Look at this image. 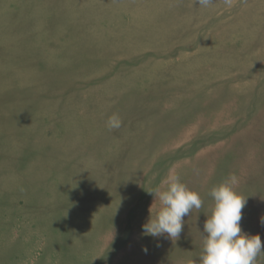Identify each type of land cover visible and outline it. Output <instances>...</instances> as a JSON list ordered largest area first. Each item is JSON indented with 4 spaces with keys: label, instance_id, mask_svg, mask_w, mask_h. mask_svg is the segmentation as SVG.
<instances>
[{
    "label": "rangeland",
    "instance_id": "1",
    "mask_svg": "<svg viewBox=\"0 0 264 264\" xmlns=\"http://www.w3.org/2000/svg\"><path fill=\"white\" fill-rule=\"evenodd\" d=\"M87 1L0 2V264H201V232L214 206L209 193L233 175L235 190L247 198L242 231L259 234L264 244V0H231L230 6L212 0L207 7L197 0ZM113 114L122 115L120 130L107 127ZM171 175L202 197L203 211L193 208L184 217L178 239L143 235L150 207L153 216L160 207L147 191L165 190Z\"/></svg>",
    "mask_w": 264,
    "mask_h": 264
},
{
    "label": "clouds",
    "instance_id": "2",
    "mask_svg": "<svg viewBox=\"0 0 264 264\" xmlns=\"http://www.w3.org/2000/svg\"><path fill=\"white\" fill-rule=\"evenodd\" d=\"M202 7H207L212 0H197ZM230 6L231 0H225ZM122 121L118 114L111 115L107 120L109 129H119ZM236 176H231L225 182L213 187L210 196L214 201L211 215L203 225V250L200 256L201 264H259L258 257H264V244L259 234H248L242 231V209L247 198L235 190ZM167 187L147 191L154 200L160 203L155 216L149 209L150 218L142 225L144 235L154 238L165 236L171 240L178 239L182 232L184 217L192 209L202 208L200 195L190 190L181 182L179 176L171 175L166 181ZM264 225V215L260 217ZM147 251V248L144 249Z\"/></svg>",
    "mask_w": 264,
    "mask_h": 264
},
{
    "label": "bare ground",
    "instance_id": "3",
    "mask_svg": "<svg viewBox=\"0 0 264 264\" xmlns=\"http://www.w3.org/2000/svg\"><path fill=\"white\" fill-rule=\"evenodd\" d=\"M1 1H2V0H0V2H1ZM9 1H10V0H9ZM24 1H25V0H24ZM86 1H87V0H86ZM106 1H107V0H106ZM156 1H157V0H156ZM158 1H159V0H158ZM174 1H175V0H174ZM256 1H257V0H256ZM260 1H261V0H260ZM4 2L6 3V1H4ZM17 2H18V1H17ZM17 2H16V3H17ZM39 2H40V1H39ZM43 2H44V1H43ZM87 2H88V1H87ZM93 2H95V1H93ZM160 2H161V1H160ZM34 3H36V2H34ZM37 3H38V2H37ZM88 3H89V2H88ZM169 3H170V2H169ZM220 3H221V2H220ZM254 3H255V2H254ZM254 3H253V4H254ZM263 3H264V2H263ZM17 4H18V3H17ZM74 4H75V3H74ZM133 4H134V3H133ZM164 4H165V3H164ZM180 4H181V3H180ZM182 4H183V3H182ZM218 4H219V3H218ZM218 4H216V6H217ZM257 4H258V3H257ZM5 5H6V4H5ZM10 5H11V4H10ZM12 5H13V4H12ZM129 5H130V3H129ZM152 5H153V4H152ZM246 5H248V4H246ZM250 5H251V4H249V6H250ZM34 6H35V5H34ZM34 6H33V7H34ZM37 6H38V5H37ZM37 6L35 7V9L37 8ZM42 6H43V5H42ZM85 6H86V5H85ZM132 6H133V5H132ZM160 6L162 7V4H161ZM166 6H167V5H166ZM216 6H215V7H216ZM256 6H257V5H256ZM258 6H259V4H258ZM83 7H84V5H83ZM164 7H165V6H164ZM192 7H193V6H192ZM199 7H200V6H199ZM243 7H244V6H243ZM245 7H246V6H245ZM253 7H254V6H253ZM7 8H8V7H7ZM19 8H20V6H19ZM72 8H73V7H72ZM79 8H80V7H79ZM86 8H87V7H86ZM153 8H154V7H153ZM180 8H181V6H180ZM186 8H187V7H186ZM248 8H249V7H248ZM35 9H34V10H35ZM151 9H152V8H151ZM244 9H245V8H244ZM162 10L164 11V9H162ZM165 10H166V9H165ZM190 10H191V9H190ZM241 10H242V9H241ZM5 11H6V10H5ZM7 11H8V10H7ZM87 11H88V10H87ZM151 11H152V10H151ZM154 11H155V10H154ZM154 11H153V12H154ZM156 11H157V9H156ZM163 11H162V12H163ZM181 11H182V10H181ZM243 11H244V10H243ZM195 12H197V11H195ZM1 13H2V12H1ZM82 13H83V12H82ZM91 13H92V12H91ZM123 13H124V12H123ZM157 13H158V12H157ZM159 13H160V12H159ZM74 14H75V13H74ZM112 14H113V13H112ZM121 14H122V13H121ZM124 14H125V13H124ZM191 14H192V13H191ZM191 14H190V15H191ZM72 15H73V14H72ZM155 15H156V14H155ZM159 15H160V14H159ZM246 15H248V14H246ZM4 16H5V15H4ZM73 16H74V15H73ZM77 16H78V15H77ZM82 16H83V15H82ZM259 16H260V15H259ZM67 17H68V16H67ZM70 17H71V14H70ZM79 17H80V16H79ZM83 17H84V16H83ZM156 17H157V15H156ZM166 17H168V16L166 15ZM171 17H172V15H171ZM189 17H190V16H189ZM197 17H198V16H197ZM71 18H72V17H71ZM73 18H74V17H73ZM73 18H72V19H73ZM77 18H78V17H77ZM85 18H87V17H85ZM85 18H84V20H85ZM123 18H124V17H123ZM8 19H9V18H8ZM20 19H22V18H20ZM20 19H19V20H20ZM80 19H81V18H80ZM103 19H104V17H103ZM191 19H192V18H191ZM10 20H11V19H10ZM10 20H9V21H10ZM12 20H13V19H12ZM12 20H11L10 22H12ZM14 20H15V19H14ZM77 20H78V19H77ZM155 20H156V19H155ZM163 20H164V19H163ZM3 21H4V20H3ZM6 21H7V20H6ZM17 21H18V20H17ZM17 21H16V22H17ZM20 21H21V20H20ZM87 21H88V20H86V22H87ZM160 21H161V19H160ZM188 21H189V20H188ZM18 22H19V21H18ZM92 22H93V19H92ZM96 22H97V21H96ZM99 22H100V21H99ZM157 22H158V21H157ZM176 22H177V21H176ZM189 22H190V21H189ZM19 23H20V22H19ZM39 23H41V22H39ZM39 23H37V25H38ZM72 23H73V22H72ZM75 23H76V22H75ZM78 23H80V22H78ZM139 23H140V22H139ZM169 23H170V22H169ZM198 23H199V22H198ZM2 24H3V23H2ZM4 24H5V23H4ZM8 24H9V23H8ZM175 24H176V23H175ZM181 24H182V23H181ZM241 24H242V23H241ZM12 25L14 26L13 23H12ZM12 25H11V26H12ZM19 25H20V24H19ZM44 25H45V24H44ZM54 25H56V24H54ZM88 25H89V23H88ZM95 25H96V24H95ZM99 25H100V24H99ZM103 25H104V24H103ZM148 25H149V24H148ZM182 25H183V24H182ZM236 25H237V24H236ZM242 25H243V24H242ZM4 26H5V25H4ZM9 26H10V25H9ZM11 26H10V27H11ZM38 26H39V25H38ZM38 26H37V27H38ZM42 26H43V24H42ZM50 26H51V25H50ZM52 26H53V25H52ZM83 26H84V24H83ZM109 26H110V25H109ZM180 26H181V25H179V27H180ZM15 27H17V26H15ZM23 27H24V26H23ZM39 27H41V26H39ZM91 27H92V25H91ZM93 27H94V26H93ZM95 27H96V26H95ZM110 27H111V26H110ZM128 27H130V26H128ZM234 27H235V26H234ZM253 27H254V26H253ZM261 27H262V26H261ZM8 28H9V27H7V29H8ZM12 28H14V27H12ZM12 28H11V29H12ZM50 28H51V27H50ZM71 28H72V26H71ZM76 28H78V26H76ZM48 29H49V28L47 27L46 30H48ZM86 29H87V28H86ZM104 29H106V28H104ZM145 29H146V28H145ZM175 29H176V28H175ZM37 30H38V28H37ZM50 30H51V29H50ZM54 30H55V29H54ZM73 30H74V28H72V31H73ZM246 30H247V29H246ZM6 31H7V30H6ZM8 31H9V30H8ZM10 31H11V30H10ZM41 31H42V30H40V32H41ZM56 31H57V30H56ZM88 31H89V30H88ZM88 31H87V32H88ZM96 31H97V30H96ZM133 31H134V30H133ZM237 31H238V30H237ZM42 32H44V31H42ZM50 32H52V31H50ZM57 32H58V31H57ZM68 32H69V30H68ZM73 32H74V31H73ZM87 32H86V33H87ZM99 32H100V31H99ZM173 32H174V30H173ZM17 33H18V32H17ZM53 33H56V32H53ZM63 33H64V32H63ZM63 33H61V34H63ZM111 33H112V32H111ZM11 34H13V33H11ZM23 34H24V33H23ZM23 34H22V35H23ZM50 34H51V33H50ZM50 34H49V36H50ZM134 34H135V33H134ZM194 34H195V33H194ZM2 35H3V34H2ZM2 35H1V36H2ZM40 35H41V34H40ZM40 35H39V37H40ZM55 35H56V34H55ZM74 35H75V33H74ZM87 35H88V33H87ZM174 35H175V34H174ZM4 36H5V35H4ZM6 36H7V35H6ZM41 36H43V35H41ZM56 36H57V35H56ZM68 36H69V35H68ZM134 36H135V35H134ZM165 36H166V34H165ZM175 36H176V35H175ZM26 37H27V36H26ZM50 37H51V36H50ZM50 37H49V38H50ZM57 37H58V36H57ZM69 37H70V36H69ZM75 37H76V36H75ZM89 37H90V36H89ZM89 37H88V38H89ZM109 37H111V36H109ZM118 37H119V36H118ZM0 38H1V37H0ZM10 38H11V37H10ZM10 38H9V40H10ZM27 38H28V37H27ZM72 38H73V37H72ZM84 38H86L85 35H84ZM91 38H92V37H91ZM93 38H94V37H93ZM96 38H97V37H96ZM102 38H103V37H102ZM106 38H107V37H106ZM122 38H123V37H122ZM130 38H131V37H130ZM132 38H133V37H132ZM140 38H141V37H140ZM167 38H168V37H167ZM36 39H37V38H36ZM41 39H42V38H41ZM47 39H48V38H47ZM54 39H55V38H54ZM82 39H83V38H81V40H82ZM94 39H95V38H94ZM138 39H139V38H138ZM2 40H3V39H2ZM22 40H23V39H22ZM48 40H51V39H48ZM79 40H80V39H79ZM87 40H88V39H87ZM112 40H114V39H112ZM20 41H21V40H20ZM62 41H66V40L64 39V40H62ZM69 41H70V40H69ZM73 41H74V40H73ZM4 42L7 43V42H9V41H4ZM12 42H13V41H12ZM50 42H51V41H50ZM50 42H49V43H50ZM70 42H71V41H70ZM76 42H77V41H76ZM81 42H82V41H81ZM85 42H86V41H85ZM116 42H117V41H116ZM118 42H119V41H118ZM22 43H23V42H22ZM28 43H29V42H28ZM35 43H36V42H35ZM63 43H64V42H63ZM72 43L74 44V42H72ZM92 43H93V42H92ZM96 43H97V42H96ZM160 43H162V42H160ZM7 44H8V43H7ZM15 44H16V43H15ZM15 44H10V45H15ZM30 44H34V43H30ZM64 44H65V43H64ZM76 44H77V43H76ZM76 44H75V45H76ZM78 44H79V43H78ZM85 44H86V43H85ZM110 44H111V42H110ZM112 44H113V43H112ZM165 44H166V42H165ZM105 45H106V44H105ZM108 45H109V44H108ZM132 45H133V44H132ZM3 46H5V45H3ZM16 46H17V45H16ZM20 46H21V45H20ZM47 46H48V44H47ZM70 46H72V44H71ZM85 46H86V45H85ZM96 46H97V45H96ZM96 46H95V48H96ZM113 46H114V45H113ZM10 47H11V46H10ZM14 47H15V46H14ZM17 47H18V46H17ZM52 47H53V46H52ZM52 47H51V48H52ZM65 47H67V46H65ZM76 47H77V46H76ZM106 47H107V46H106ZM122 47H124V45H123ZM131 47H133V46H131ZM152 47H153V46H152ZM7 48H8V47H7ZM26 48H27V47H26ZM37 48H38V47H37ZM72 48H73V47H72ZM72 48H71V50H72ZM97 48H98V47H97ZM102 48H103V47H102ZM124 48H125V47H124ZM165 48H166V47H165ZM172 48H173V47H172ZM11 49H12V47H11ZM15 49H17V48H15ZM15 49H13V50H15ZM18 49H19V48H18ZM52 49H53V48H52ZM62 49H63V45H62ZM107 49L109 50V48H107ZM60 50H61V49H60ZM71 50H70V51H71ZM76 50H78V49H76ZM94 50H95V49H94ZM99 50H100V49H99ZM115 50H116V48H115ZM122 50H123V49H122ZM153 50H154V48H153ZM155 50H157V49H155ZM163 50H164V49H163ZM35 51H36V50H35ZM35 51H34V52H35ZM73 51H74V49H73ZM151 51H152V50H151ZM166 51H167V50H165V52H166ZM5 52H6V51H5ZM109 52H111V51H109ZM168 52H169V51H168ZM168 52H167V53H168ZM16 53H17V52H16ZM16 53H15V54H16ZM28 53H32V50H31V52H28ZM46 53H47V52H46ZM60 53H61V52H60ZM68 53H69V52H68ZM94 53H95V52H94ZM104 53H105V52H104ZM112 53H113V52H112ZM118 53H119V52H118ZM134 53L137 54V52H134ZM134 53H133L132 55H134ZM162 53H163V52H162ZM167 53H166V54H167ZM171 53H172V52H171ZM12 54H13V53H12ZM26 54H27V53H26ZM62 54H63V52H62ZM62 54H61V55H62ZM65 54H66V53H65ZM155 54H158V53H155ZM160 54H161V53H160ZM28 55H29V54H28ZM39 55H40V54H39ZM41 55H42V54H41ZM56 55H57V54H56ZM68 55H69V54H68ZM73 55H74V54H73ZM84 55H85V54H84ZM93 55H94V54H93ZM93 55H92V56H93ZM111 55H112V54H111ZM129 55H130V54H129ZM22 56H23V55H22ZM33 56H35V55H33ZM42 56H43V55H42ZM42 56H41V57H42ZM86 56H87V55H86ZM102 56H103V54H102ZM106 56H107V55H106ZM115 56H116V55H115ZM117 56H120V55L118 54ZM117 56H116V57H117ZM30 57H32V55H31ZM44 57H45V55H44ZM74 57H76V56H74ZM90 57H91V56H90ZM98 57H99V56H98ZM107 57H108V56H107ZM111 57H112V56H111ZM167 57H168V55H167ZM3 58H4V57H3ZM5 58H6V57H5ZM51 58H52V57H51ZM64 58H65V57H64ZM70 58H72V57H70ZM105 58H106V57H105ZM108 58H109V57H108ZM112 58H113V57H112ZM118 58H119V57H118ZM170 58H171V57H170ZM6 59H7V58H6ZM17 59H18V58H17ZM31 59H32V58H31ZM37 59H38V58H37ZM59 59H60V58H59ZM114 59H115V58H114ZM147 59H148V58H147ZM150 59H151V58H150ZM12 60H13V59H12ZM15 60H16V59H15ZM61 60H62V58H61ZM117 60H118V59H117ZM148 60H149V59H148ZM161 60H162V59H161ZM163 60H164V59H163ZM165 60H166V59H165ZM17 61H18V60H17ZM31 61H32V60H31ZM31 61H30V63H31ZM44 61H45V60H44ZM47 61H48V60H47ZM63 61H64V60H63ZM71 61H72V60H71ZM146 61H147V60H146ZM25 62H27V61H25ZM33 62H34V61H33ZM107 62H110V61L107 60ZM147 62H148V61H147ZM155 62H158V61H154V62H152V63H155ZM160 62H162V61H160ZM55 63H56V62H55ZM114 63H115V62H114ZM165 63H166V62H165ZM170 63H171V62H170ZM177 63H178V62H177ZM226 63H227V62H226ZM8 64H9V63H8ZM8 64H7V66H8ZM18 64H19V63H18ZM21 64H22V63H21ZM23 64H24V63H23ZM25 64H26V63H25ZM45 64H46V61H45ZM53 64H54V62L51 63V65H53ZM108 64H109V63H108ZM141 64H142V63H141ZM143 64H145V63H143ZM143 64H142V65H143ZM182 64H183V63H182ZM195 64H196V63H195ZM48 65H49V63H48ZM56 65H58V64H56ZM157 65H158V64H157ZM166 65H167V64H166ZM166 65H165V66H166ZM177 65H178V64H177ZM15 66H16V65H15ZM21 66H22V65H21ZM66 66H67V65H66ZM123 66H124V65H123ZM170 66H171V65H170ZM175 66H176V65H175ZM9 67H11V66L9 65ZM19 67H20V66H19ZM24 67H26V66H24ZM31 67H32V66H31ZM60 67H62V66H60ZM99 67H100V66H99ZM99 67H98V68H99ZM105 67H107V66H105ZM105 67H104V68H105ZM157 67H158V66H157ZM185 67H186V66H185ZM0 68H1V67H0ZM16 68H18V67H16ZM58 68H59V67H58ZM119 68H120V67H119ZM133 68H134V67H133ZM133 68H132V69H133ZM158 68H159V67H158ZM166 68H167V67H166ZM7 69H8V68H7ZM9 69H10V68H9ZM20 69H21V68H20ZM25 69H26V68H24V70H25ZM28 69H29V68H28ZM99 69H100V68H99ZM164 69H165V68H164ZM172 69H173V68H172ZM184 69H185V68H184ZM0 70H2V69H0ZM4 70H5V68H4ZM32 70H33V67H32ZM81 70H82V69H81ZM100 70H101V69H100ZM107 70H108V69H107ZM138 70H139V69H138ZM174 70H175V69H174ZM177 70H178V69H177ZM7 71H8V70H7ZM22 71H23V69H22ZM26 71H27V70H26ZM26 71H25V72H26ZM28 71H29V70H28ZM28 71H27V72H28ZM97 71H98V70H97ZM178 71H179V70H178ZM184 71H185V70H184ZM219 71H221V69H220ZM223 71H224V70H223ZM25 72H24V73H25ZM29 72H32V71H31V68H30V71H29ZM80 72H81V71H80ZM98 72H99V71H98ZM98 72H97V73H98ZM104 72H105V71H104ZM125 72H126V71H125ZM225 72H227V71H225ZM225 72H224V73H225ZM48 73H49V72H48ZM48 73H47V75H49ZM129 73H130V72H129ZM146 73H148V72H146ZM160 73H161V72H160ZM164 73H165V72H164ZM176 73H177V71H176ZM180 73H181V72H180ZM0 74H1V72H0ZM13 74H14V73H13ZM28 74H29V73H28ZM33 74H34V73H33ZM33 74H31V75H32V78H33ZM45 74H46V73H45ZM77 74H78V73H77ZM89 74H90V73H89ZM89 74H88V75H89ZM92 74H93V73H92ZM130 74H131V73H130ZM132 74H133V73H132ZM134 74H135V73H134ZM148 74H149V73H148ZM151 74H152V73H151ZM188 74H189V73H188ZM31 75H29V76H31ZM81 75H82V74H81ZM81 75H80V76H81ZM99 75H100V74H99ZM115 75H116V74H115ZM127 75H128V74H127ZM168 75H169V73H168ZM176 75H177V74H176ZM191 75H192V74H191ZM201 75H202V74H201ZM6 76H7V75H6ZM12 76H14V75H12ZM72 76H73V75H72ZM90 76H91V75H90ZM129 76H130V75H129ZM192 76H194V75H192ZM195 76H196V75H195ZM15 77H16V76H15ZM20 77H21V76H20ZM83 77H84V76H83ZM86 77H87V76H86ZM86 77H85V78H86ZM96 77H97V76H96ZM112 77H114V75H112ZM115 77L118 78L117 75H116ZM115 77H114V78H115ZM153 77H154V76H153ZM156 77H157V76H156ZM163 77H164V75H163ZM7 78H8V77H7ZM21 78H22V77H21ZM21 78H20V79H21ZM23 78H24V77H23ZM90 78H92V77H89L88 79H90ZM145 78H146V76H145ZM154 78H155V77H154ZM157 78H158V77H157ZM27 79H28V77H27ZM86 79H87V78H86ZM109 79H110V78H109ZM150 79H153V78H150ZM180 79H181V77H180ZM4 80H6V79H4ZM7 80H8V79H7ZM23 80H24V79H23ZM32 80H33V79H32ZM75 80H77V79H75ZM80 80H82V78H81ZM84 80H85V79H84ZM112 80H113V78H112ZM112 80H110V81H112ZM127 80H128V79H127ZM146 80H147V78H146ZM160 80H161V79H160ZM174 80H175V79H174ZM24 81H25V80H24ZM28 81H30V79H29ZM28 81H27V82H28ZM35 81H36V80H35ZM166 81H167V80H166ZM179 81H180V80H179ZM210 81H211V80H210ZM8 82H9V81H8ZM21 82H22V81H21ZM38 82H39V80H38ZM144 82H145V81H144ZM148 82H150L149 79H148ZM221 82H222V81H221ZM2 83H3L2 85H4V82H3V81H2ZM6 83H7V81H6ZM6 83H5V84H6ZM9 83H10V82H9ZM9 83H7V84H9ZM31 83H32V81H31ZM35 83H37V81H36ZM35 83H34V84H35ZM41 83H42V82H41ZM71 83H72V82H71ZM140 83H141V81H140ZM167 83H168V81H167ZM173 83H174V82H173ZM177 83H178V82H177ZM222 83H223V82H222ZM25 84H26V83H25ZM141 84H142V83H141ZM155 84H156V83H155ZM165 84H166V83H165ZM165 84H164V85H165ZM168 84H169V83H168ZM206 84H207V82H206ZM219 84H220V83H219ZM18 85H19V84H18ZM26 85H27V84H26ZM28 85H29V84H28ZM227 85H228V84H227ZM0 86H1V85H0ZM20 86H21V84H20ZM74 86H75V85H74ZM83 86H84V85H83ZM98 86H99V85H98ZM139 86H140V85H139ZM161 86H162V85H161ZM172 86H173V85H172ZM189 86H191V85H189ZM228 86H229V85H228ZM228 86H227V87H228ZM21 87H22V86H21ZM76 87H77V86H76ZM81 87H82V86H81ZM91 87H92V86H91ZM143 87H144V86H143ZM146 87H147V86H146ZM146 87H145V88H146ZM192 87H193V86H192ZM232 87H233V86H232ZM93 88H94V87H92V89H93ZM95 88H96V87H95ZM97 88H98V87H97ZM101 88H102V87H101ZM103 88H104V87H103ZM103 88H102V89H103ZM107 88H108V87H107ZM111 88H112V87H111ZM159 88H161V87H159ZM202 88H203V87H202ZM230 88H231V87H230ZM234 88H235V87H234ZM122 89H123V88H122ZM146 89H147V88H146ZM185 89H186V88H185ZM196 89H197V88H196ZM198 89H199V88H198ZM232 89H233V88H232ZM58 90H59V89H58ZM60 90H61V89H60ZM60 90H59V91H60ZM116 90H117V89H116ZM120 90H121V89H120ZM120 90H119V91H120ZM167 90H168V89H167ZM93 91H94V89H93ZM107 91H108V90H107ZM113 91H114V90H113ZM156 91H158V90H156ZM176 91H177V90H176ZM85 92H86V91H85ZM102 92H104V91H102ZM108 92H109V91H108ZM115 92H116V91H115ZM115 92H114V93H115ZM179 92H180V91H179ZM59 93H60V92H59ZM72 93H73V92H72ZM95 93H97V91H96ZM95 93H94V95H95ZM89 94L91 95V93H89ZM107 94H108V93H107ZM111 94H112V93H111ZM117 94H118V93H117ZM128 94H129V93H128ZM68 95H70V94H68ZM90 95H89V97H90ZM133 95H134V94H133ZM136 95H137V94H136ZM150 95H151V94H150ZM152 95H153V94H152ZM108 96H109V95H108ZM137 97H138V96H137ZM142 97H143V96H142ZM84 98H85V97H84ZM95 98H96V97H95ZM116 98H117V97H116ZM125 98H126V97H125ZM130 98H131V97H130ZM147 98H148V97H147ZM170 98H171V97H170ZM172 98H173V97H172ZM90 99H91V98H90ZM103 99H104V98H103ZM112 99H113V98H112ZM176 99H177V98H176ZM51 100H52V99H51ZM65 100H66V99H65ZM67 100H69V99H67ZM113 100H114V99H113ZM113 100H111V101H113ZM116 100H117V99H116ZM178 100H179V99H178ZM178 100H177V101H178ZM192 100H193V99H192ZM57 101H58V100H57ZM92 101H94V100H92ZM111 101H110V102H111ZM174 101H175V100H174ZM179 101H180V100H179ZM69 102H70V101H69ZM75 102H76V101H75ZM88 102H89V101H88ZM48 103H49V102H48ZM95 103H96V102H95ZM156 103H157V102H156ZM226 103H227V102H226ZM51 104H52V103H51ZM75 104H76V103H75ZM80 104H81V103H80ZM111 104H112V103H111ZM218 104H219V103H218ZM8 105H9V104H8ZM156 105H158V104H156ZM0 106H1V105H0ZM50 106H52V105H50ZM71 106H72V105H71ZM82 106H83V105H82ZM172 106H173V105H172ZM47 107H48V106H47ZM54 107H55V104H54ZM105 107H106V106H105ZM120 107H121V105H120ZM177 107H178V106H177ZM50 108H52V107H50ZM91 108H92V107H91ZM172 108H174V107H172ZM48 109H49V108H48ZM79 109H80V108H79ZM102 109H103V108H102ZM105 109H106V108H105ZM159 110H160V109H159ZM2 111H3V110H2ZM43 111H45V110H43ZM77 111H78V110H77ZM161 111H162V110H161ZM192 111H193V110H192ZM104 112H105V111H104ZM64 113H66V112H64ZM95 113H96V112H95ZM159 113H160V112H159ZM5 114H6V113H5ZM39 114H40V113H39ZM102 114H103V113H102ZM127 114H128V113H127ZM130 114H131V113H130ZM74 115H75V114H74ZM100 115H101V114H100ZM134 115H135V114H134ZM41 116H42V115H41ZM121 116H122V115H121ZM121 116H120V119L122 118ZM98 118H99V117H98ZM123 119H124V118H123ZM132 119H133V118H132ZM132 119H130V120H132ZM61 120H62V122H63V119L60 118V121H61ZM64 120H65V119H64ZM77 120H78V119H77ZM128 120H129V119H128ZM78 121H79V120H78ZM91 121H93V120H91ZM95 121H96V120H95ZM160 121H161V120H160ZM87 122H88V121H87ZM131 122H132V121H131ZM155 122H156V121H155ZM170 122H172V121H170ZM170 122H169V124H171ZM173 122H174V121H173ZM245 122H246V121H245ZM63 123H64V122H63ZM100 123H101V122H100ZM70 124H71V122H70ZM86 124H87V123H86ZM86 124H84V125H86ZM104 124H105V123H104ZM104 124H103V125H104ZM126 124H127V123H126ZM44 125H45V124H44ZM61 125H62V124H61ZM74 125H75V124H74ZM87 125H88V124H87ZM163 125H164V124H163ZM167 125H168V124H167ZM167 125H166V127H167ZM173 125H174V124H173ZM241 125H242V124H241ZM48 126H49V125H48ZM70 126H71V125H70ZM77 126H78V125H77ZM122 126H123V125H122ZM124 126H125V125H124ZM131 126H132V125H131ZM147 126H148V125H147ZM156 126H157V125H156ZM235 126H237V125H235ZM51 127H52V126H51ZM63 127H64V126H63ZM71 127H72V126H71ZM74 127H75V126H74ZM94 127H95V126H94ZM162 127L164 128L165 126H162ZM260 127H261V126H260ZM64 128H65V127H64ZM66 128H67V126H66ZM102 128H103V127H102ZM153 128H154V127H153ZM169 128H170V127H169ZM230 128H231V127H230ZM230 128H229V129H230ZM41 129H42V128H41ZM74 129H75V128H74ZM77 129H78V128H77ZM79 129H80V128H79ZM79 129H78V130H79ZM86 129H87V128H86ZM90 129H92V128H90ZM107 129H108V128H107ZM145 129H146V127H145ZM145 129H144V130H145ZM186 129H187V128H186ZM194 129H195V128H194ZM259 129H260V128H258V130H259ZM54 130H55V129H54ZM82 130H83V128H82ZM88 130H89V129H88ZM100 130H101V129H100ZM103 130H105V129H103ZM111 130H112V129H111ZM118 130H120V128H119ZM164 130H166V129H164ZM164 130H163V131H164ZM7 131H9V130H7ZM58 131H59V130H58ZM74 131H75V130H74ZM80 131H81V129H80ZM179 131H180V130H179ZM226 131H227V130H226ZM261 131H262V130H261ZM4 132H5V131H4ZM12 132H13V131H12ZM38 132H39V131H38ZM103 132H104V131H103ZM75 133H76V132H75ZM80 133H81V132H80ZM139 133H140V132H139ZM176 133H178V132H176ZM51 134H52V133H51ZM55 134H56V133H55ZM57 134H58V133H57ZM63 134H64V133H63ZM87 134H89V133H87ZM101 134H102V133H101ZM130 134H132V133H130ZM135 134H137V132H136ZM82 135H83V134H82ZM90 135H91V134H90ZM95 135H96V134H95ZM128 135H129V133H128ZM173 135H174V134H173ZM173 135H172V136H173ZM188 135H189V134H188ZM221 135H222V134H221ZM221 135H218V136H221ZM260 135H261V134H260ZM12 136H13V135H12ZM12 136H10V137H12ZM35 136H36V135H35ZM61 136H62V135H61ZM67 136H68V135H67ZM73 136H74V135H73ZM101 136H102V135H101ZM112 136H113V135H112ZM134 136H135V135H134ZM134 136H133V137H134ZM174 136H175V135H174ZM78 137H81V136L79 135ZM130 137H131V136H130ZM135 137H137V136H135ZM186 137H187V136H186ZM15 138H16V137H15ZM70 138H71V137H70ZM91 138H92V137H91ZM101 138H102V137H101ZM121 138H122V136H121ZM169 138H170V137H169ZM169 138H168V139H169ZM172 138H174V137H172ZM56 139H57V138H56ZM115 139H116V138H115ZM115 139H114V140H115ZM122 139H123V138H122ZM124 139H125V137H124ZM168 139H166V140L168 141ZM15 140H16V139H15ZM92 140H94V139H92ZM116 140H117V139H116ZM119 140H120V139H119ZM119 140H118V141H119ZM127 140H128V138H127ZM127 140L125 139V141H127ZM157 140H158V139H157ZM157 140H156V141H157ZM31 141H32V140H31ZM71 141H72V140H71ZM121 141H122V140H121ZM125 141H124V142H125ZM148 141H149V140H148ZM156 141H155V142H156ZM162 141H163V140H162ZM56 142H57V140H56ZM122 142H123V141H122ZM124 142L122 143L123 145H124ZM152 142H154V141H152ZM50 143H51V142H50ZM72 143H73V142H72ZM111 143H112V142H111ZM119 143H120V142H119ZM119 143H118V144H119ZM212 143H213V142H212ZM10 144H11V143H10ZM53 144H54V143H53ZM73 144H74V143H73ZM77 144H78V143H77ZM80 144H81V143H80ZM80 144H78V145H80ZM96 144H97V143H96ZM118 144H117V145H118ZM56 145H57V144H56ZM64 145H65V144H64ZM93 145H94V144H93ZM97 145H98V144H97ZM113 145H114V144H113ZM150 145H151V144H150ZM150 145H148V147H149ZM153 145H155V144H153ZM153 145H152V146H153ZM76 146H77V145H76ZM82 146H83V145H82ZM90 146H91V145H90ZM114 146H115V145H114ZM120 146H122V145H120ZM49 147H50V146H49ZM52 147H53V146H52ZM96 147H97V146H96ZM107 147H108V146H107ZM123 147H124V146H123ZM138 147H140V146H138ZM138 147H137V148H138ZM150 147H151V146H150ZM150 147H149V148H150ZM158 147H159V146H158ZM260 147H261V146H260ZM77 148H78V147H77ZM111 148H112V147H111ZM118 148H119V147H118ZM120 148H122V147H120ZM130 148H131V147H130ZM60 149H61V148H60ZM62 149H63V148H62ZM95 149H96V148H95ZM124 149H125V148H124ZM107 150H108V149H107ZM118 150H119V149H118ZM127 150H129V149L127 148ZM144 150H145V149H144ZM58 151H59V150H58ZM62 151H64V150H62ZM68 151H69V150H68ZM68 151H67V153H68ZM88 151H89V150H88ZM92 151H93V150H92ZM112 151H113V150H112ZM115 151H117V150H115ZM65 152H66V151H65ZM65 152H64L63 154H65ZM73 152H74V151H73ZM75 152H77V151H75ZM75 152H74V153H75ZM108 152H109V151H108ZM117 152H118V151H117ZM123 152H124V151H123ZM126 152H127V151H125V153H126ZM131 152H134V151H131ZM143 152L145 153V151H143ZM147 152H148V151H147ZM60 153H62L61 150H60ZM60 153H59V154H60ZM69 153H70V152H69ZM69 153H68V154H69ZM71 153H72V152H71ZM74 153H73V154H74ZM140 153H141V152H140ZM151 153H152V152H151ZM256 153H257V152H256ZM113 154H114V153H113ZM130 154H131V153H130ZM96 155H97V154H96ZM108 155L111 156L112 154H108V153H107V156H108ZM115 155H116V154H115ZM115 155H114V156H115ZM121 155H122V153H121ZM124 155H125V154H124ZM141 155H143V154H140V156H141ZM151 155H152V154H151ZM160 155H161V154H160ZM170 155H171V154H170ZM170 155H169V156H170ZM258 155H260V153H259ZM3 156H4V155H3ZM7 156H9V155H7ZM49 156H50V155H49ZM62 156H63V155H62ZM72 156H73V155H72ZM90 156H91V155H90ZM128 156H129V155H128ZM149 156H150V155H149ZM12 157H13V156H12ZM85 157H86V156H85ZM129 157H130V156H129ZM131 157H132V159H133V156H132V155H131ZM131 157H130V158H131ZM134 157H135V155H134ZM136 157H138V156H136ZM136 157H135V159H136ZM166 157H167V156H166ZM166 157H165V158H166ZM13 158H14V157H13ZM102 158H103V157H102ZM102 158H101V159H102ZM114 158H115V157H114ZM124 158H125V157H124ZM126 158H127V156H126ZM145 158H146V157H145ZM145 158H144V159H145ZM150 158H151V157H150ZM160 158H161V156H160ZM225 158H228V157L226 156ZM42 159H43V157H42ZM48 159H49V158H48ZM52 159H53V158H51V160H52ZM62 159H63V158H62ZM64 159L66 160V158H64ZM82 159H83V158H82ZM93 159H94V158H93ZM96 159H97V158H96ZM96 159H95V160H96ZM101 159H100V160H101ZM144 159H143V160H144ZM163 159H164V158H163ZM189 159H190V158H189ZM252 159H254V158H252ZM262 159H263V158H262ZM49 160H50V159H49ZM57 160H58V159H57ZM95 160H94L93 162H95ZM100 160H99V161H100ZM105 160H106V159H105ZM109 160H110V159H109ZM136 160H137V159H136ZM136 160H135V162H136ZM141 160H142V159H141ZM143 160H142V161H143ZM149 160H150V159H149ZM154 160H155V159H154ZM34 161H37V160H34ZM38 161H40V160L38 159ZM41 161H42V160H41ZM44 161H45V160H44ZM47 161H48V160H47ZM61 161H62V160H61ZM81 161H82V160H81ZM89 161H90V160H89ZM112 161H113V160H112ZM125 161H127V159H125ZM129 161H130V160H129ZM177 161H179V160H177ZM220 161H221V160H220ZM220 161H219V163H220ZM78 162H79V160H78ZM93 162H91V163H93ZM110 162H111V160H110ZM113 162H114V161H113ZM115 162H116V161H115ZM117 162H118V161H117ZM117 162H116V164H117ZM145 162H146V161H145ZM167 162H168V161H167ZM1 163H2V162H1ZM45 163H46V162H45ZM53 163H54V161H53ZM55 163H56V162H55ZM76 163H77V162H76ZM76 163H75V164H76ZM91 163L89 162L90 165H91ZM95 163H96V162H95ZM100 163H101V162H100ZM119 163H120V162H119ZM122 163H124V162H122ZM137 163H139V161H138ZM172 163H173V162H172ZM221 163H222V162H221ZM226 163H227V162H226ZM78 164H79V163H78ZM78 164H77V165H78ZM108 164H109V163H108ZM116 164H114V165H116ZM125 164H126V163H125ZM125 164H124V165H125ZM165 164H166V163H165ZM222 164H223V163H222ZM29 165H30V164H29ZM45 165H46V164H45ZM79 165H80V164H79ZM82 165H83V164H82ZM85 165H86V167H88L87 164H85ZM104 165H105V162H104ZM106 165H107V164H106ZM109 165H110V164H109ZM127 165H128V164H127ZM136 165H137V164H136ZM170 165H171V164H170ZM33 166H34V165H33ZM33 166H32V167H33ZM80 166H81V165H80ZM121 166H122V165H121ZM131 166H132V165H131ZM133 166H134V165H133ZM137 166H138V165H137ZM150 166H151V165H150ZM219 166H220V165L216 166V169H218ZM223 166H224V165H223ZM223 166H222V167H223ZM51 167H52V166H51ZM103 167H105V166H103ZM106 167H107V166H106ZM123 167H124V166H123ZM123 167H120V168H123ZM125 167H126V166H125ZM138 167H140V166H138ZM138 167H137V170H139ZM217 167H218V168H217ZM3 168H4V167H3ZM52 168H53V167H52ZM78 168H79V167H78ZM80 168H81V167H80ZM133 168H134V167H133ZM133 168H131V169H133ZM224 168H225V167H224ZM224 168H222V171H223ZM31 169H32V168H31ZM31 169H30V170H31ZM41 169H42V167H41ZM41 169H40V170H41ZM102 169H103V168H102ZM104 169H105V168H104ZM114 169H115V168H114ZM125 169H126V168H125ZM128 169H129V168H128V166H127V170H128ZM165 169H166V168H165ZM30 170H29V171H30ZM49 170H51V169H49ZM49 170H48V172H50ZM78 170H79V169H78ZM105 170H106V169H105ZM105 170H104V171H105ZM129 170H130V169H129ZM129 170H128V171H129ZM135 170H136V169H134V172H136ZM219 170H220V169H219ZM34 171H35V170H34ZM46 171H47V169H46ZM89 171H90V170H89ZM95 171H96V170H95ZM119 171H120V170H119ZM121 171H122V170H121ZM121 171H120V172H121ZM125 171H126V170H125ZM125 171H124V173H125ZM213 171H214V170H213ZM234 171H235V169H234ZM58 172H59V170H58ZM85 172H86V171H85ZM99 172H101V171H99ZM112 172H113V171H112ZM162 172H163V171H162ZM164 172H165V171H164ZM185 172H186V171H185ZM31 173H32V171H31ZM33 173H34V172H33ZM38 173H39V170H38ZM40 173H41V171H40ZM52 173H53V172H52ZM82 173H83V172H82ZM82 173H81V175H82ZM108 173H109V171H108ZM187 173H189V172H187ZM223 173H224V172H223ZM41 174H42V173H41ZM49 174H50V173H49ZM60 174H61V173H60ZM92 174H93V173H92ZM97 174H98V173H97ZM97 174H95V175H97ZM131 174H132V173H131ZM185 174H186V173H185ZM213 174H215V173H213ZM10 175H12V173H11ZM13 175H14V174H13ZM35 175H36V174H35ZM39 175H40V174H39ZM44 175H45V172H44ZM46 175H47V174H46ZM77 175H78V174H77ZM87 175H88V174H87ZM87 175H86V176H87ZM100 175H101V174H100ZM148 175H149V174H148ZM221 175H223V174L221 173ZM66 176H67V175H66ZM86 176H85V177H86ZM90 176H91V173H90ZM98 176H99V175H98ZM132 176H133V175H132ZM142 176H143V175H142ZM154 176H155V175H154ZM166 176H167V175H166ZM188 176H189V174H188ZM213 176H214V175H213ZM217 176H218V175H217ZM6 177H7V176H6ZM10 177H11V176H10ZM34 177H36V180H37V177H38V176H34ZM45 177H46V176H45ZM78 177H79V176H78ZM80 177L83 178L84 176H83V177L80 176ZM94 177H95V176H94ZM105 177H106V176H105ZM127 177H128V176H127ZM43 178H44V177H43ZM87 178H88V177H87ZM99 178H100V177H99ZM117 178H118V177H117ZM184 178H185V177H184ZM209 178H210V176H209ZM212 178H213V177H212ZM2 179H5V178L3 177ZM10 179H11V178H10ZM72 179H73V178H72ZM88 179H89V178H88ZM95 179H97V178H95ZM107 179H108V178H107ZM129 179H130V178H129ZM0 180H1V179H0ZM38 180H39V179H38ZM84 180H85V178H84ZM110 180H111V179H110ZM127 180H128V179H127ZM131 180H132V179H130V181H131ZM222 180H224V178H223ZM1 181H2V180H1ZM8 181H11V180H8ZM78 181H79V180H78ZM99 181H100V180H99ZM132 181H134V180H132ZM140 181H141V180H140ZM209 181H210V180H209ZM212 181H213V180H212ZM96 182H97V181H96ZM144 182H145V181H144ZM210 182H211V181H210ZM210 182H209V183H210ZM35 183H36V182H35ZM78 183H79V182H78ZM82 183H83V182H82ZM82 183H81V184H82ZM100 183H101V181H100ZM122 183H123V182H122ZM122 183H120V184H122ZM124 183H125V182H124ZM131 183H132V182H131ZM191 183H192V182H191ZM3 184H4V183H3ZM36 184L38 185V182H37ZM94 184H95V183H94ZM126 184H127V183H126ZM126 184L123 185V187L126 186ZM140 184H141V183H140ZM218 184H219V183H218ZM0 185H1V184H0ZM4 185H5V184H4ZM6 185H7V184H6ZM87 185H88V184H87ZM87 185H86V187H87ZM90 185H91V184H90ZM102 185H103V184H102ZM107 185H108V184H107ZM143 185H144V184H143ZM157 185H158V184H157ZM46 186H47V185H46ZM72 186H73V185H72ZM120 186H121V185H120ZM215 186H216V185H215ZM0 187H1V186H0ZM4 187H5V186H4ZM53 187H54V186H53ZM94 187H95V186H94ZM105 187H106V186H105ZM123 187H122V188H123ZM126 187H127V186H126ZM138 187H139V186H138ZM143 187H144V186H143ZM148 187H149V186H148ZM206 187H207V186H206ZM1 188H3V187H1ZM55 188H56V187H55ZM61 188H62V187H61ZM95 188H96V187H95ZM115 188H116V187H115ZM124 188H125V187H124ZM127 188H128V187H127ZM3 189H4V188H3ZM3 189H1V190H3ZM33 189H34V188H33ZM99 189H100V188H99ZM61 190H62V189H61ZM113 190H115V189H113ZM121 190H123V189H121ZM132 190H133V189H132ZM256 190H257V189H256ZM3 191H4V190H3ZM62 191H63V190H62ZM4 192H5V191H4ZM108 192H109V191H108ZM28 193H29V192H28ZM97 193H98V192H97ZM131 193H132V192H131ZM131 193H130V194H131ZM199 193H200V192H199ZM201 193H203V191H202ZM201 193H200V194H201ZM257 193H259V192H257ZM108 194H109V193H108ZM108 194H107V195H108ZM132 194L134 195V191H133ZM244 194H245V193H244ZM107 195H106V196H107ZM113 195H114V194H113ZM98 196H99V195H98ZM115 196H116V195H115ZM115 196H114V197H115ZM129 196H130V195H129ZM246 196H247V195H246ZM19 197H20V196H19ZM22 197H23V196H22ZM110 197H111V196H109V199L112 200ZM119 197H120V196H119ZM123 197H124V196H123ZM123 197H121V198H123ZM133 197H134V196H133ZM99 198H100V197H99ZM112 198H113V197H112ZM121 198H119V199L121 200ZM125 198H126V197H125ZM134 198H135V197H134ZM201 198H202V197H201ZM2 199H3V198H2ZM24 199H25V197H24L22 200H24ZM106 199H108V197H107ZM115 199H116V198H115ZM130 199H131V198H130ZM211 199H212V198H211ZM11 200H12V199H11ZM27 200H28V199H27ZM103 200H104V199H103ZM137 200H138V199H137ZM149 200H150V199H149ZM207 200H208V199H207ZM143 201H144V200H143ZM46 202H47V201H46ZM103 202H105V201H103ZM118 202H120V201H118ZM148 202H149V201H148ZM206 202H207V201H206ZM12 203H13V202H12ZM22 203H23V202H22ZM109 203H110V201H109ZM141 203H142V202H141ZM93 204H94V203H93ZM93 204H92V205H93ZM101 204H102V203H101ZM106 204H107V203H106ZM5 205H6V203H5ZM5 205H4V206H5ZM37 205H38V204H37ZM82 205H83V204H82ZM82 205H81V206H82ZM109 205H110V204H109ZM14 206H15V205H14ZM35 206H36V205H35ZM38 206H39V205H38ZM41 206H42V205H41ZM41 206H40V207H41ZM83 206H85V205H83ZM86 206H87V205H86ZM102 206H103V205H102ZM2 207H3V206H2ZM6 207H7V206H6ZM11 207H12V206H11ZM36 207H37V206H36ZM92 207H93V206H92ZM105 207H106V206H105ZM13 208H14V207H13ZM18 208H19V207H18ZM37 208H38V207H37ZM76 208H77V207H76ZM100 208H101V207H100ZM119 208H120V207H119ZM145 208H146V207H145ZM202 208H203V207H202ZM202 208H201V210H202ZM23 209H25V208H23ZM39 209H40V208H39ZM51 209H52V208H51ZM79 209H80V208H79ZM82 209H83V207H82ZM1 210H2V212H3V208H2ZM4 210H5V209H4ZM72 210H73V209H72ZM84 210H87V209H84ZM146 210H147V209H146ZM146 210H145V212H146ZM37 211H39V210H37ZM44 211H45V210H44ZM88 211H89V210H88ZM90 211L92 212V210H90ZM199 211H200V210H199ZM202 211H203V210H202ZM12 212H13V211H12ZM17 212H18V211H17ZM68 212H69V211H68ZM70 212H71V210H70ZM70 212H69V213H70ZM100 212H101V211H100ZM102 212H104V211H102ZM102 212H101V213H102ZM243 212H244V211H243ZM18 213H20V212H18ZM38 213H39V212H38ZM40 213H41V211H40ZM40 213H39V214H40ZM64 213H65V212H64ZM76 213H77V212H76ZM78 213H79V212H78ZM89 213H90V212H89ZM107 213H108V212H107ZM147 213H149V212H147ZM20 214H21V213H20ZM67 214H68V213H67ZM71 214H72V212H71ZM21 215H22V214H21ZM24 215L26 216V214H24ZM33 215H34V214H33ZM65 215H66V214H65ZM76 215H77V214H76ZM82 215H83V214H82ZM98 215H99V214H98ZM100 215H101V214H100ZM142 215H143V214H142ZM189 215H190V214H189ZM17 216H18V215H17ZM22 216H23V215H22ZM22 216H21V217H22ZM34 216H35V215H34ZM37 216H38V215H37ZM59 216H60V215H59ZM67 216H69V215H67ZM71 216H72V215H71ZM79 216H80V215H79ZM86 216H87V214H86ZM149 216H150V214H149ZM29 217H30V216H29ZM32 217H33V216H32ZM72 217H73V216H72ZM77 217H78V216H77ZM99 217H100V216H99ZM147 217H148V216H147ZM61 218H62V217H61ZM74 218H75V217H74ZM79 218H80V217H79ZM142 218H144V216H143ZM32 219H33V218H32ZM32 219H30V220H32ZM58 219H60V218H58ZM65 219H66V218H65ZM67 219H69V218H67ZM76 219H77V218H76ZM86 219H87V218H86ZM103 219H104V218H103ZM197 219H199V218H197ZM203 219H204V218H203ZM203 219H202V220H203ZM205 219H206V218H205ZM70 220H71V219H70ZM72 220H73V219H72ZM101 220H102V219H101ZM142 220H144V219H142ZM85 221H86V220H85ZM102 221L105 222V220H102ZM107 221H108V220H107ZM114 221H116V220H114ZM203 221H204V220H203ZM49 222H50V221H49ZM54 222H55V221H54ZM72 222H74V221H72ZM95 222H96V221H95ZM116 222H117V221H116ZM141 222H142V221H141ZM143 222H144V221H143ZM243 222H244V221H243ZM96 223H97V222H96ZM4 224H5V223H4ZM53 224H54V223H53ZM71 224H72V223H71ZM74 224H77V223H74ZM78 224H79V221H78ZM94 224H95V223H94ZM112 224H113V222H112ZM112 224H111V225H112ZM115 224H116V223H115ZM190 224H191V222H190ZM244 224H245V223H244ZM0 225L2 226L3 224L0 223ZM32 225H33V224H32ZM96 225H97V224H96ZM113 225H114V224H113ZM4 226H6V225H4ZM71 226H72V225L69 226L70 229H71ZM77 226H78V225H77ZM99 226H101V225L99 224ZM99 226H98V227H99ZM79 227H80V226H79ZM83 227H84V226H83ZM89 227H90V226H89ZM189 227H191V225H190ZM189 227H188V228H189ZM196 227H197V226H196ZM196 227H195V228H196ZM0 228H1V227H0ZM46 228H47V227H46ZM1 229H2V228H1ZM47 229H48V228H47ZM66 229H68V228H66ZM73 229H74V228H73ZM93 229H94V228H93ZM97 229H98V228H97ZM139 229H140V228H139ZM243 229H244V228H243ZM74 230H75V229H74ZM94 230H95V229H94ZM94 230H93V231H94ZM34 231H35V230H34ZM66 231H67V230H66ZM76 231H77V230H76ZM135 231H136V230H135ZM11 232H13V230H12ZM38 232H39V229H38ZM42 232H43V231H42ZM89 232L91 233V231H89ZM94 232H95V231H94ZM94 232H93V233H94ZM98 232H99V230H98ZM139 232L141 233L142 231L140 230ZM2 233H3V232H2ZM35 233H37V232H35ZM43 233H44V232H43ZM71 233H72V231H71ZM95 233H97V232H95ZM29 234H30V233H29ZM58 234H59V233H58ZM142 234H143V233H142ZM15 235H16V234H15ZM83 235H84V233H83ZM140 235H141V234H140ZM143 235H144V234H143ZM9 236H10V235H9ZM92 236H93V235H92ZM133 236H134V235H133ZM55 237H56V236H55ZM97 237H99V236H97ZM134 237H135V236H134ZM134 237H133V240H134ZM148 237H149V236H148ZM10 238H11V237H10ZM56 238H57V237H56ZM135 239H136V238H135ZM146 239H147V238H146ZM96 240H97V239H96ZM148 240H149V239H148ZM150 240H151V238H150ZM152 241H153V240H152ZM136 242H137V241H136ZM147 242H148V241H147ZM147 242H146V243H147ZM129 243H130V242H129ZM183 243H184V242H183ZM189 243H190V242H189ZM135 244H136V243H135ZM136 245H137V244H136ZM156 245H157V244H156ZM188 245H189V244H188ZM195 245H196V244H195ZM103 246H104V245H103ZM143 247H144V246H143ZM135 248H137V247H135ZM193 248H194V247H193ZM129 249H130V248H129ZM144 249H145V248H144ZM50 250H51V249H50ZM127 250H128V249H127ZM170 250L172 251L171 248H170ZM54 251L56 252V249H55ZM80 251H81V250H80ZM85 251H86V250H85ZM124 251H125V250H124ZM198 251H199V250H198ZM200 251H201V249H200ZM59 252H60V251H59ZM83 252H84V251H83ZM92 252H93V251H92ZM126 252H127V251H126ZM172 252H173V251H172ZM185 252H186V249H185ZM185 252H184V253H185ZM130 253H131V252H130ZM148 253H149V252H148ZM153 253H154V252H153ZM155 253H156V252H155ZM159 253H160V252H159ZM198 253H199V252H198ZM77 254L79 255V253H77ZM150 254H151V253H150ZM196 254H197V253H196ZM73 255H74V254H73ZM82 255H83V254H82ZM155 255H156V254H155ZM155 255H154V256H155ZM172 255H173V253H172ZM95 256H96V254H95ZM132 257H133V256H132ZM54 258H55V257H54ZM116 258H117V257H116ZM116 258H115V259H116ZM138 258H139V256H138ZM167 258H168V257H167ZM51 259H52V258H51ZM118 259H119V258H118ZM128 259H130V258H128ZM128 259H127V260H128ZM54 260H55V259H54ZM198 260L200 261V259H197V261H198ZM133 261H134V260H133ZM129 262H130V260H129ZM131 262H132V261H131ZM126 263H127V262H126ZM197 263H198V262H197ZM200 263H201V262H200Z\"/></svg>",
    "mask_w": 264,
    "mask_h": 264
}]
</instances>
